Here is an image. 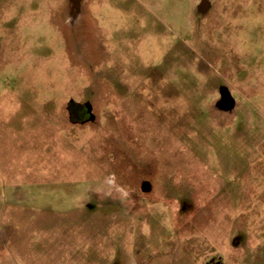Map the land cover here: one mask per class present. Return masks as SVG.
<instances>
[{"label":"rangeland","instance_id":"374dc122","mask_svg":"<svg viewBox=\"0 0 264 264\" xmlns=\"http://www.w3.org/2000/svg\"><path fill=\"white\" fill-rule=\"evenodd\" d=\"M0 264H264V0H0Z\"/></svg>","mask_w":264,"mask_h":264},{"label":"trees","instance_id":"16d2710c","mask_svg":"<svg viewBox=\"0 0 264 264\" xmlns=\"http://www.w3.org/2000/svg\"><path fill=\"white\" fill-rule=\"evenodd\" d=\"M75 106L80 107V105H78V104H71L70 105L69 112H70V116H71L72 120L74 122H77V123H84V122H86L88 120V118H89V115L87 113V115H85V117H83V115H84L83 113H84V110H87V109L85 107H83V108L81 107V109H83V111L82 110L81 111H76V109H74Z\"/></svg>","mask_w":264,"mask_h":264},{"label":"flooded vegetation","instance_id":"af4514ba","mask_svg":"<svg viewBox=\"0 0 264 264\" xmlns=\"http://www.w3.org/2000/svg\"><path fill=\"white\" fill-rule=\"evenodd\" d=\"M219 94H220V104H227L229 101L231 102V98H230V95L225 91V89H221L220 90V92H219ZM222 102V103H221ZM86 108V107H85ZM87 109V108H86ZM87 113H88V115H89V118H88V120L86 121V122H84V123H87V122H89V121H91V119H92V114H91V112H89L88 111V109L87 110H84V115H83V117H85V115H87ZM81 115V116H82Z\"/></svg>","mask_w":264,"mask_h":264},{"label":"water","instance_id":"95a60500","mask_svg":"<svg viewBox=\"0 0 264 264\" xmlns=\"http://www.w3.org/2000/svg\"><path fill=\"white\" fill-rule=\"evenodd\" d=\"M85 107L88 109L89 112L91 111L89 105H86Z\"/></svg>","mask_w":264,"mask_h":264}]
</instances>
